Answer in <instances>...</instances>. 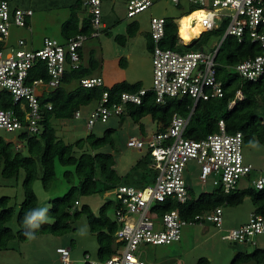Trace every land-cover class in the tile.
<instances>
[{
  "label": "built area",
  "instance_id": "2783aa9c",
  "mask_svg": "<svg viewBox=\"0 0 264 264\" xmlns=\"http://www.w3.org/2000/svg\"><path fill=\"white\" fill-rule=\"evenodd\" d=\"M184 1L197 9L178 19L177 43L183 45L225 22V31L217 47L211 51L163 48L159 43L165 34L166 19L164 16L151 17V86L141 87L136 91H124L120 94L119 102L110 106L106 104L108 94L104 92L101 100L90 109L85 119L86 127L91 130L97 121L106 122L109 117L121 114L125 104H140L147 92L154 94L157 104H164L168 98L179 101L189 98L192 102L190 113L185 117L174 113L165 130H156L145 138L130 136L126 141L127 147H147L155 178L151 186L141 188L121 184L113 189L114 221L118 226L112 237L119 245L116 253L104 262L91 260L86 262L88 264H145L138 251L141 243L169 245L180 240L183 227L203 222L212 223L221 230V206L198 213L192 218H184L177 207L164 212L160 210L161 204H183L191 199V186L185 176V171L189 172V164L190 167H198L197 179L201 183L205 184L212 179L213 184L225 194L239 190L241 180H245L248 187L257 190L264 188V170H256L258 173L254 174L255 168L244 158L242 132H228L224 121L219 120L218 129L201 139L185 136L186 126L195 106L200 101L224 96L222 81L217 77V66L220 64L216 60L218 47L224 38L230 35L241 42L248 37L264 49V0ZM172 2L176 6L180 0ZM83 4L91 13L93 30L89 35L78 33L67 40L44 37L39 47L29 48L26 40L19 38L15 45H8L4 50L5 45L0 49V91L9 92L13 104L20 108H0L1 129L8 132L18 129L27 133L39 131L43 114L38 98L40 91L59 86L68 66L72 69L78 68V50L85 40L99 36L101 29L105 27L101 22V0H85ZM152 4V0H128L127 16L134 17ZM195 12L198 14L183 23L185 17H190ZM32 15L30 8H11L7 0L0 1V42L5 44L9 39L12 25L28 26L26 20ZM182 26L191 31V39L185 40L181 36ZM194 28L196 32L193 31ZM37 62L44 63L48 80L36 78L28 81L30 70ZM231 69L240 77L255 81L264 74V54L247 57ZM103 84L100 76H88L79 81V85L84 88ZM40 86L42 88L38 89ZM242 98L241 90H236L229 106ZM46 108L51 109V105L47 104ZM81 114L78 110L74 117L80 118ZM224 231L221 238L231 243L251 242L253 236L264 234V214L253 211L245 223ZM56 252L62 264H72L70 247L59 246ZM88 257L85 254V258Z\"/></svg>",
  "mask_w": 264,
  "mask_h": 264
},
{
  "label": "trees",
  "instance_id": "16d2710c",
  "mask_svg": "<svg viewBox=\"0 0 264 264\" xmlns=\"http://www.w3.org/2000/svg\"><path fill=\"white\" fill-rule=\"evenodd\" d=\"M2 1V0H0ZM85 0H77L72 6L70 16L62 25V39L78 33L89 35L93 30L91 24V13L83 4ZM184 0L176 5L182 10L181 16L188 15L196 6L187 5L183 10ZM17 8V7H13ZM83 9L86 15L81 23L78 17V10ZM186 12V13H183ZM165 34L159 43L163 48H175L180 51L197 50L207 41H201L206 35L209 37H222L225 31V22L219 27L201 33L193 40L186 41L183 45L177 43L178 19L165 17ZM188 18L183 19V23ZM28 25V20H26ZM108 25L103 28L107 30ZM138 29L137 23L131 22L128 25V34L133 35ZM104 30V31H105ZM188 31L182 26L180 33ZM196 32V28L193 29ZM98 37V36H97ZM123 36L116 39L120 42ZM125 40V39H124ZM148 48H153V42L149 32L147 33ZM5 46L0 42V49ZM216 45L213 46V49ZM80 59L82 57L81 48L78 50ZM264 54V49L256 42H252L245 37L238 42L233 36H226L220 43L216 60L217 77L222 81L224 96L222 98L200 101L194 108L190 120L185 129V136L193 139H201L208 133L218 129L219 120H223L226 130L230 133L240 131L243 134L244 143L252 142L264 143V74L257 80L251 81L240 77L235 71L230 69L243 59ZM222 62L227 67L222 65ZM98 66V61L93 53L89 57L87 65L80 60L79 67L72 69L69 66L65 70L64 77L59 86L40 91L38 98L43 111L42 119L39 123V131L36 133L22 132L17 137L24 144L27 154H23L22 146L14 149L11 141H6L0 137V172L3 177L16 176L20 169L25 172L23 180L24 199L19 205L16 222L19 227L18 237L26 239L37 234H63L70 230L73 219L84 213L87 217L89 228L95 233L98 241L96 260L104 262L116 253L119 245L112 237L117 229V223L107 214L110 209H114V201H105L97 214L91 210L89 205H79V198L82 195L105 194L122 183L121 177L115 168V160L111 153L100 149L107 145H113L112 133L114 129L107 128L101 136L93 132L88 133L84 138H79L72 143H66L58 137L56 128L52 124V119L64 120L74 118L76 111H81L83 107L91 103H98L104 92H107L108 106L119 102L120 94L124 91H136L143 87L141 82L129 83L120 81L110 87L105 84L92 88H84L79 85L81 78L92 76ZM230 68V69H229ZM234 70V69H233ZM36 78L47 79L48 75L43 62H37L30 70L28 81ZM48 80V79H47ZM77 82L78 84L68 89L67 85ZM240 89L243 98L236 100L230 107V102L234 99L236 90ZM50 104L51 109L46 105ZM123 111L118 116L129 117L138 122L143 116L149 115L157 124V131L165 130L171 121L172 115L178 113L187 116L192 107L189 98L179 101L174 98L166 99L164 104H157L152 92H147L140 104L127 103L123 106ZM0 108L19 110V105H14L11 94L5 90L0 91ZM143 132V125L140 126ZM39 161L41 166V182L47 189L55 177V160L64 165L72 166L73 171L65 170L64 177L70 183V187L63 195L49 200V207L46 217L49 221H43L37 228H28L24 224L26 214L36 207V195L32 189V182L36 179V164ZM151 155L147 152V158L137 161L135 167L140 171L152 170L151 181L155 178V171L151 166ZM139 174L134 172L132 179L139 178ZM77 180L73 182V178ZM137 187V186H136ZM245 197H249L254 206L255 212L264 214V188L257 190L251 186L239 189L235 192L225 194L219 188L211 192L201 193L197 197H191L183 204L164 203L160 205L161 212L172 208H179L184 218H192L198 213L214 209L223 205L241 204ZM77 202V204H76ZM10 197H0V249L6 248L7 242L14 237L11 229L6 225L13 216L14 207L9 205ZM202 262L200 260L199 264ZM264 264V249L255 248L250 252L238 250L235 252L229 264ZM88 264V263H85Z\"/></svg>",
  "mask_w": 264,
  "mask_h": 264
},
{
  "label": "rangeland",
  "instance_id": "374dc122",
  "mask_svg": "<svg viewBox=\"0 0 264 264\" xmlns=\"http://www.w3.org/2000/svg\"><path fill=\"white\" fill-rule=\"evenodd\" d=\"M11 7L30 8L33 15L28 18V26L18 27L12 25L10 36L4 48L8 45L16 44L19 38L26 40L27 47L31 45L37 47L44 37L62 39L61 29L64 22L70 16L71 8L77 0H7ZM81 1V0H80ZM128 0H101V22L108 25L107 30L101 29L98 37L88 38L84 41L81 50L83 54V64L87 65L91 53L98 61V66L92 76H100L105 86L120 81L129 83L141 82L143 87L151 86V49L148 48L147 33L150 29L151 17H173L181 18L182 10L175 6L172 0H152L153 4L134 17L127 16ZM183 10L188 3L184 2ZM223 11V9H219ZM186 13V12H183ZM86 12L78 10V17L81 23ZM138 25L137 31L128 34V25L131 22ZM105 30V31H104ZM185 40L191 39L192 35L187 34ZM123 36L120 42L116 39ZM125 39V40H124ZM221 37L204 36L201 41L204 51H211L213 46L219 44ZM224 67L226 64L222 62ZM230 69V68H229ZM234 72L233 69H230ZM75 81L67 88L70 89L77 85ZM42 86L38 87L41 89ZM51 89V88H50ZM95 106L91 103L83 107L80 118L57 120L52 119V124L56 128L58 137L66 143H72L79 138H84L88 133L93 132L101 136L105 129H114L112 133L113 145L101 148V151L109 152L115 160V168L121 177L122 183L137 187H147L152 185V170H138L135 165L137 161L147 158V147L136 149L127 147L126 141L130 136L145 138L151 133L156 132L157 124L149 115L143 116L138 122L129 117L111 116L106 122L97 121L92 129L86 127L85 119ZM143 125V132L140 126ZM23 129L8 132L0 128V137L14 144V149L22 146L23 154H27L24 144L18 139V135ZM243 155L247 162L251 163L256 170H264V143L257 141L250 144L244 143ZM36 179L32 182V189L36 195V209L48 208L49 200L59 197L67 192L70 183L64 177L65 170L73 171L72 166L62 165L58 159L55 160V177L49 187L45 189L41 182V166L36 159ZM194 164L193 162H190ZM189 172L185 171L187 182L191 186L190 193L197 197L201 193L211 192L217 187L209 179L205 184L197 179V166L190 167ZM137 172L139 178L132 179L131 176ZM25 172L20 169L18 174L13 177H3L0 172V197L9 196V205L14 207L12 219L6 224L12 231L14 237L11 238L6 248L0 249V264H62L59 254L56 252L57 246L70 247V260L72 264H85L87 261L96 260L98 241L94 232L89 228L87 217L84 213L73 219L69 231L63 234H37L31 235L26 239L18 237L19 227L16 216L20 203L24 199L23 180ZM77 179L74 177L73 182ZM240 189L248 187L245 180L240 181ZM114 190L105 194L82 195L79 198V205L87 204L94 212L98 213L99 207L107 200H113ZM254 211V206L249 197L238 205H223L221 230L212 223L203 222L199 224L186 225L181 232V238L177 242L169 245H152L141 243L138 246L141 259L145 264H229L234 254L238 250L252 251L255 248L264 249V234L255 235L251 242L244 244H233L229 240L222 239L224 229L232 228L241 223H245L249 214ZM114 220V209L107 213ZM46 221L49 219L46 217ZM85 254L89 257L85 258ZM251 264V263H248Z\"/></svg>",
  "mask_w": 264,
  "mask_h": 264
},
{
  "label": "clouds",
  "instance_id": "9594fccd",
  "mask_svg": "<svg viewBox=\"0 0 264 264\" xmlns=\"http://www.w3.org/2000/svg\"><path fill=\"white\" fill-rule=\"evenodd\" d=\"M47 208H40L30 211L26 214L24 219V224L28 228H37L40 226V223L46 220Z\"/></svg>",
  "mask_w": 264,
  "mask_h": 264
},
{
  "label": "bare ground",
  "instance_id": "6f19581e",
  "mask_svg": "<svg viewBox=\"0 0 264 264\" xmlns=\"http://www.w3.org/2000/svg\"><path fill=\"white\" fill-rule=\"evenodd\" d=\"M197 14H198V12H195V13L191 14L190 17H187V18L189 19V18H191L192 16H195V15H197ZM196 31H197V30H196ZM180 34H181V33H180ZM187 34H188V35H192L191 31H189V30H188V33H187ZM181 36H183L184 39H185V37H186V35L183 34V33L181 34Z\"/></svg>",
  "mask_w": 264,
  "mask_h": 264
},
{
  "label": "crops",
  "instance_id": "0c3cea01",
  "mask_svg": "<svg viewBox=\"0 0 264 264\" xmlns=\"http://www.w3.org/2000/svg\"><path fill=\"white\" fill-rule=\"evenodd\" d=\"M11 8H13V7H11ZM18 8V7H17ZM20 8V7H19ZM42 42V41H41ZM40 45H41V43H40ZM40 45H38L37 47H39ZM30 47H35V46H33V45H31ZM82 62H83V54H82V57H81V59H80ZM242 224V223H241ZM238 226V225H237ZM236 227V226H235ZM62 246V245H61ZM57 247H59V246H57Z\"/></svg>",
  "mask_w": 264,
  "mask_h": 264
},
{
  "label": "water",
  "instance_id": "95a60500",
  "mask_svg": "<svg viewBox=\"0 0 264 264\" xmlns=\"http://www.w3.org/2000/svg\"><path fill=\"white\" fill-rule=\"evenodd\" d=\"M233 244H235V243L233 242Z\"/></svg>",
  "mask_w": 264,
  "mask_h": 264
}]
</instances>
